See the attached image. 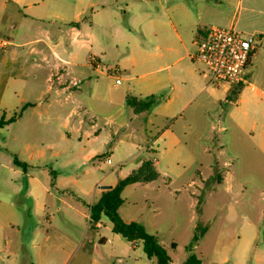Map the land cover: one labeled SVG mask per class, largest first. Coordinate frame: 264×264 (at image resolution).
Segmentation results:
<instances>
[{"label":"rangeland","instance_id":"obj_1","mask_svg":"<svg viewBox=\"0 0 264 264\" xmlns=\"http://www.w3.org/2000/svg\"><path fill=\"white\" fill-rule=\"evenodd\" d=\"M145 2L130 1L126 8L121 0L119 29L102 32L115 51L96 56L103 72L93 70V78L100 80L102 100L91 101V122L110 133L111 144L96 159L97 172L88 181L113 185L142 161L156 160L157 181L125 189L119 210L124 220L155 235L172 264L190 259L264 264V151L259 141L264 113L258 107L264 63L248 66L242 84L212 83L206 66L189 57L196 51L193 41L186 40L188 47L182 48L174 29L160 23H169L168 16L177 20L176 12L163 10L169 0ZM170 48L179 49L177 57H169ZM176 71L182 78L174 83L168 78ZM130 96L162 100L136 115L127 105ZM19 129L8 126L0 132V188L18 191L16 215L0 206V264H156L143 243L133 248L113 233L109 218L102 219L101 228L89 225V206L99 190L82 191L79 170L59 160L44 173L24 161L27 144L50 152L52 144L60 150L63 141L34 133L24 143L17 138ZM15 158L28 164L27 171Z\"/></svg>","mask_w":264,"mask_h":264},{"label":"crops","instance_id":"obj_2","mask_svg":"<svg viewBox=\"0 0 264 264\" xmlns=\"http://www.w3.org/2000/svg\"><path fill=\"white\" fill-rule=\"evenodd\" d=\"M124 1L129 8L130 1L141 4L150 0ZM120 2L0 0V120L16 118L14 122L0 126V132L8 126H19L17 138L21 142H31L34 133L47 136L48 141L52 138L57 139L56 142L63 141L60 150L53 148L55 145L52 144L50 152L27 144L24 161L42 168L44 173H49L50 165L59 164V160L61 166L79 170L84 179L82 191L99 190L98 198L90 206L106 187L117 184L104 186L88 180L97 172L96 159L103 157L104 148L111 144L110 133H101L97 123L91 122L94 107L90 103L97 98L102 100L98 96L100 80L93 78V70L103 71L102 59L98 58L101 69L90 63V59L97 55L109 57L114 53L115 47L103 38L102 32L119 29ZM163 10L165 13H177L176 21L168 16L169 23H160L169 24L174 29L182 48L188 47L186 40H189L193 41L196 50L197 42L211 27L234 28L244 35L256 37L257 47L249 66L264 63V0H169L163 5ZM141 11L145 16L146 8ZM2 41H7L8 45L2 47ZM169 50L172 52L170 58L177 57L179 49ZM183 59L181 56L175 63ZM107 76L113 78L110 74ZM181 78V73L176 71L168 79L177 83ZM258 107L264 113V91ZM19 111H23L21 115ZM259 128L260 148L264 151V119ZM115 134L117 132L112 133L113 136ZM109 151H112L111 146ZM106 158V161H111L110 156ZM152 162H155V167L158 165V161ZM135 185L138 184L129 187ZM42 187L49 190L45 185ZM0 191L5 193L1 194L0 206L4 205L12 215H16L14 196L18 191L2 188ZM102 226L100 223L97 228ZM138 243L128 244L134 248ZM5 263L10 264L11 261Z\"/></svg>","mask_w":264,"mask_h":264},{"label":"trees","instance_id":"obj_3","mask_svg":"<svg viewBox=\"0 0 264 264\" xmlns=\"http://www.w3.org/2000/svg\"><path fill=\"white\" fill-rule=\"evenodd\" d=\"M250 63L251 62H249V65ZM161 100L162 97L155 96L147 98L130 96L127 99V105L133 109L136 115H139L150 112ZM25 108L26 107H24L23 110H25ZM15 119L16 118H13L9 121L0 120V126L10 124L14 122ZM15 164L27 171L28 164L25 162L15 158ZM160 177L161 175L152 161H142L137 170L119 180L115 186L105 189L102 192L100 198L90 206L88 222L91 227L97 228V225L102 223V219L107 217L112 223L113 233L121 236L128 243H143V251L147 258L150 260L155 259L156 264H172L167 250L155 235L148 233L145 227L138 222H126L119 214V209L124 203L123 192L127 187L134 184H149L157 181ZM172 246L174 247L175 245L173 244ZM185 264L199 263L195 259H190Z\"/></svg>","mask_w":264,"mask_h":264},{"label":"built area","instance_id":"obj_4","mask_svg":"<svg viewBox=\"0 0 264 264\" xmlns=\"http://www.w3.org/2000/svg\"><path fill=\"white\" fill-rule=\"evenodd\" d=\"M1 45L6 47L8 42L2 41ZM256 47L253 35H244L234 28L211 27L197 42V49L190 58L206 66L212 83L239 85L244 82L243 76ZM90 63L101 69L97 57H91ZM107 162L111 163L110 160Z\"/></svg>","mask_w":264,"mask_h":264},{"label":"water","instance_id":"obj_5","mask_svg":"<svg viewBox=\"0 0 264 264\" xmlns=\"http://www.w3.org/2000/svg\"><path fill=\"white\" fill-rule=\"evenodd\" d=\"M108 188H110V187H106V189H108Z\"/></svg>","mask_w":264,"mask_h":264}]
</instances>
